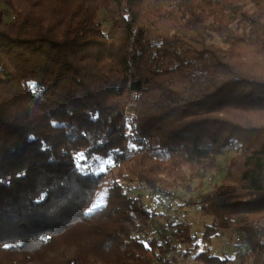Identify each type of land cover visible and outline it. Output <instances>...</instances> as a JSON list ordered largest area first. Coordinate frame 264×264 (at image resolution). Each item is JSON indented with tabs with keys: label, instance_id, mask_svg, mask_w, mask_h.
<instances>
[{
	"label": "trees",
	"instance_id": "trees-1",
	"mask_svg": "<svg viewBox=\"0 0 264 264\" xmlns=\"http://www.w3.org/2000/svg\"><path fill=\"white\" fill-rule=\"evenodd\" d=\"M1 1L0 264H264V0Z\"/></svg>",
	"mask_w": 264,
	"mask_h": 264
},
{
	"label": "rangeland",
	"instance_id": "rangeland-1",
	"mask_svg": "<svg viewBox=\"0 0 264 264\" xmlns=\"http://www.w3.org/2000/svg\"><path fill=\"white\" fill-rule=\"evenodd\" d=\"M0 6L1 7L5 6V4L1 0H0ZM100 15H101V19L105 20L106 14L104 13L103 9H100ZM234 153H235L234 150H228L224 154H222L220 156L221 166H224L227 163L229 157ZM90 165L95 167V168L96 167L98 168V165L92 164V162H90ZM107 165H108V161L103 160V161H101L100 167L106 168V167H108ZM223 174H224V171H222L221 167L216 168L208 176V180L212 181L213 175L217 176V178H216L217 180H220L223 177ZM108 183H109V181L107 180L104 183H102V185L98 188L93 203H95L97 200L101 199L102 194H104L103 199L106 202L107 192H105V190H107V184ZM195 184H196V180H193L190 182V186L193 189H189V188L184 187V186L178 187L176 189V197L178 199L172 200L171 204H173L174 208H176L179 211L182 218L192 222L193 230L199 236V242L201 244V248L210 247L214 253H217V254H220L223 256H230L232 258L234 257L238 261L239 258L236 256V250H237L236 244H242V240L240 238H238V236L234 235L233 233H231L228 230H220L219 233L213 237L211 242L203 241L201 238V235H202V231L204 229V225L207 222H211L212 217L209 215L203 214L201 209L196 205L195 206H186L185 205L182 207L180 206V202L182 200V197H187V196H190L191 194H197L199 192V190H195V188H194ZM208 185H209V182L207 183V186L203 190H206L207 188H209ZM142 187H143V191L145 192V195H146L147 205H149L152 209H155V210H164L165 209V203L168 204L169 198L166 195H163L162 193H155L152 195V194H150V191H151L150 187H148L146 185H143ZM180 247L182 249H184L185 245H181ZM177 255L186 264H203L202 262L196 260L192 255L187 257V258H182L179 253H177ZM154 262H156V261L154 260ZM154 264H156V263H154Z\"/></svg>",
	"mask_w": 264,
	"mask_h": 264
},
{
	"label": "snow or ice",
	"instance_id": "snow-or-ice-1",
	"mask_svg": "<svg viewBox=\"0 0 264 264\" xmlns=\"http://www.w3.org/2000/svg\"><path fill=\"white\" fill-rule=\"evenodd\" d=\"M131 147H132L133 149H135V148H136V145L133 144V145H131ZM101 171L104 172V171H107V169H103V168H102ZM105 192H107V190H105ZM103 195H104V194H102V198H101V199H99V200H97L95 203H93L92 206L88 209V212H89V213H93V212L96 211L97 209L102 208V207L105 206V200L103 199ZM4 247H8V245H4ZM233 259H235V258L233 257Z\"/></svg>",
	"mask_w": 264,
	"mask_h": 264
},
{
	"label": "built area",
	"instance_id": "built-area-1",
	"mask_svg": "<svg viewBox=\"0 0 264 264\" xmlns=\"http://www.w3.org/2000/svg\"><path fill=\"white\" fill-rule=\"evenodd\" d=\"M239 238V237H238Z\"/></svg>",
	"mask_w": 264,
	"mask_h": 264
}]
</instances>
